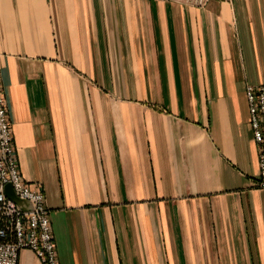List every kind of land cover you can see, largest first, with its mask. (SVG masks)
Returning a JSON list of instances; mask_svg holds the SVG:
<instances>
[{"label":"crops","instance_id":"obj_1","mask_svg":"<svg viewBox=\"0 0 264 264\" xmlns=\"http://www.w3.org/2000/svg\"><path fill=\"white\" fill-rule=\"evenodd\" d=\"M0 81L57 264H264V0H0Z\"/></svg>","mask_w":264,"mask_h":264},{"label":"built area","instance_id":"obj_2","mask_svg":"<svg viewBox=\"0 0 264 264\" xmlns=\"http://www.w3.org/2000/svg\"><path fill=\"white\" fill-rule=\"evenodd\" d=\"M202 7L207 0H166ZM249 127L257 151V187L264 189V85L245 86ZM39 264H57L45 196L19 172L11 124L0 81V264H18L21 250Z\"/></svg>","mask_w":264,"mask_h":264}]
</instances>
